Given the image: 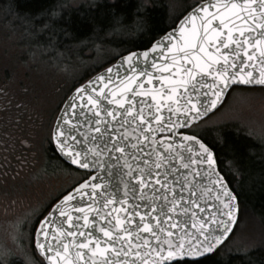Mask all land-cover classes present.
I'll list each match as a JSON object with an SVG mask.
<instances>
[{
  "label": "snow or ice",
  "instance_id": "snow-or-ice-1",
  "mask_svg": "<svg viewBox=\"0 0 264 264\" xmlns=\"http://www.w3.org/2000/svg\"><path fill=\"white\" fill-rule=\"evenodd\" d=\"M253 82L264 85V0H200L149 48L77 87L52 138L92 174L35 227L47 264H186L222 247L236 197L213 151L195 135L179 145L156 136L192 125L231 85ZM204 165L210 187L200 191Z\"/></svg>",
  "mask_w": 264,
  "mask_h": 264
},
{
  "label": "rangeland",
  "instance_id": "rangeland-1",
  "mask_svg": "<svg viewBox=\"0 0 264 264\" xmlns=\"http://www.w3.org/2000/svg\"><path fill=\"white\" fill-rule=\"evenodd\" d=\"M198 1L152 0L149 4L167 3L171 9L166 21L170 24ZM88 3L93 4L94 2ZM12 11L15 10L12 9ZM138 16L134 14L129 25L124 23L122 27L106 28L100 35L96 33L98 40L92 42L89 56L78 55L80 49L88 46L90 42V40L80 39L81 41L68 52L71 57H68L67 62L62 64L57 62L55 55H51L48 50H31L36 48V43L39 44L38 35L41 32L38 31L43 30L40 26L37 27L38 31H34L35 34L32 31L26 35L24 30H19L22 28L17 25L13 27L16 30L9 36L5 26L0 25V92L11 94L15 103L19 101L26 105L28 103L42 118L35 137L30 138L33 142V151H30L33 157H30L35 160L34 166H28L25 163L17 173L13 171L14 173L9 176L0 173L1 264H12L11 261L14 258L25 264H42L32 245L34 228L54 200L76 182V171H78L61 162H55L56 165L51 166L52 171L46 168V157L42 150L50 137L57 103L82 77L133 46L134 35L144 31L143 27L139 26L143 24L142 18ZM6 19L7 14L0 7V21L7 24L10 21ZM17 19L23 20L26 17L18 15ZM129 26L131 30H127ZM143 36L145 39L149 38V35ZM84 54H87V51ZM57 66L67 73L57 72ZM24 83H29V86L24 87ZM192 130L203 135L210 130H216V137H220L223 142L221 150L224 153L226 150L224 140L232 135L242 134L245 138L251 135L264 141V90L258 92L239 88L230 90L222 105L208 117L193 125ZM212 139L213 137L210 138ZM261 149L264 152V147L261 146ZM228 152L230 153V150ZM224 155L223 170L232 179L233 186L239 188L246 198L257 192V187L264 183L261 169L256 171L254 167L257 160L251 161L245 154V159L234 161V158ZM261 161L258 163L264 170V158ZM258 221V218L253 216L251 208L246 205L244 217H240L235 226L236 229L234 228L228 239L229 247L241 245L243 239L250 240L255 231L263 227Z\"/></svg>",
  "mask_w": 264,
  "mask_h": 264
},
{
  "label": "trees",
  "instance_id": "trees-1",
  "mask_svg": "<svg viewBox=\"0 0 264 264\" xmlns=\"http://www.w3.org/2000/svg\"><path fill=\"white\" fill-rule=\"evenodd\" d=\"M88 2L94 3L90 4ZM150 2H152V0H0V7L7 14L6 21H10L7 24L0 21V25L5 26L9 36L16 30L13 27L17 25L22 28L19 30H24L26 35H29L32 31L33 34H35L34 31H38L37 27L40 26L43 30L38 31L39 33L41 32L38 35L39 44L35 41L36 48H32L31 50H48L51 55H55L54 57L57 58V62L62 64L63 62H67L68 57H71V54L69 55L68 52L72 50V47L76 43L81 41L80 39L86 41L90 40V42L88 46L80 49L78 55L82 57L84 55L89 56L91 54L89 50L92 47V42L98 40V35L103 33L106 28L114 26L122 27L124 23L129 25L134 14L142 18L143 24L139 26L143 27L144 31L138 35H134L133 46L127 51L146 48L155 38L172 27L181 16L180 14L172 23L168 24L166 19H168L170 15V6L167 3L152 5V3L149 4ZM149 6L152 7L150 8ZM12 9L15 11H12ZM18 15L22 17L25 16L26 19L19 20L17 19ZM131 29L132 28L129 26L127 30ZM96 33L98 35H96ZM143 35H149V38L145 39ZM129 36L132 37V35ZM86 51L87 54H84ZM127 51H123L120 54ZM116 57L117 56L90 74L82 77V79L70 88L68 93L94 72L113 62ZM57 67V72L61 74L67 73L59 66ZM28 86L29 83H24V87ZM238 88L256 92L264 90V87ZM62 100L57 103V110ZM26 116L27 113L25 112L21 117L23 119V117ZM206 135L197 134V136L213 150L219 171L224 175L227 183L237 197L239 205L238 221L241 216L244 217L246 205H248L251 208L253 216L255 215L258 218L260 221H258L259 224L263 225V227L258 228L253 235L254 237L251 236L250 240L246 241L243 239V243L239 246L229 247V240H227L223 246L219 247L213 254L198 260H186V264H264V183L257 187V192L246 198L241 194L239 188L233 186L232 179L223 170L225 163L224 154H226L228 158H234V161L245 159L247 155L251 161L253 159L257 160L254 167L256 171L261 169V173L264 175V170L260 167V163H258L262 162L263 160L261 161V159L264 158V152L261 149V146L264 147V141L254 138L251 135H248V138L247 134L246 138L242 136V134L232 135L230 138L224 140V148L227 150V152L225 150L224 153L221 150V144L223 142L220 137H216V130H210ZM211 137H213L214 140H210ZM220 141L221 143H219ZM228 150H230V153ZM52 165L54 166L56 164L53 163ZM11 263L25 264V262L23 263L16 258H14Z\"/></svg>",
  "mask_w": 264,
  "mask_h": 264
},
{
  "label": "flooded vegetation",
  "instance_id": "flooded-vegetation-1",
  "mask_svg": "<svg viewBox=\"0 0 264 264\" xmlns=\"http://www.w3.org/2000/svg\"><path fill=\"white\" fill-rule=\"evenodd\" d=\"M32 108L28 103L27 105L21 101L15 103L11 94L0 92V173L3 175L9 176V174L14 173L13 171L17 173L25 163L28 166H34L35 160L30 155V151H33V142L30 138L35 137L37 128L42 123V118ZM25 112L27 116L22 119L21 116ZM42 152L46 157L48 171H52L51 166L55 162L65 163L55 152L50 137L43 145ZM76 173L75 183L82 181L89 175L85 171H76Z\"/></svg>",
  "mask_w": 264,
  "mask_h": 264
},
{
  "label": "water",
  "instance_id": "water-1",
  "mask_svg": "<svg viewBox=\"0 0 264 264\" xmlns=\"http://www.w3.org/2000/svg\"><path fill=\"white\" fill-rule=\"evenodd\" d=\"M199 2H200V1H199ZM199 2H198V3H199ZM195 5H196V4H195ZM195 5H194L193 7H195ZM190 10H191V8H190L189 10H187V11H186V12H185V13H184V14H183V15H182V16L176 21V23L174 24V26H172L171 28H169L168 30H166V31H165L163 34H161L160 36H163V35H165L166 33L170 32L173 28L178 27L179 24H180V20H182L183 17H184L185 15H187L188 12H189ZM160 36H159V37H160ZM159 37H157V38H159ZM154 40H155V39H154ZM150 46H151V43H150L146 48H149ZM146 48H143V49H134V50H131V51H141V52H142V51H144ZM128 52H129V51H128ZM128 52L119 55V56H118V57H117V58H116L111 64H109L108 66H106V67L102 68L101 70L97 71V72L94 73L92 76H90V77L87 78L85 81H83L81 84L77 85V86H76V87H75V88H74V89H73V90L67 95V97L64 99V101H65L69 96H71V95L73 94L74 90H75L77 87H79V86L82 85V84L87 83L89 80L94 79L98 74L104 72V70L107 69L108 67H111V66L116 65V64L118 63V61H119L124 55H127ZM125 67H126V66H125ZM114 76H115V73H113V77H114ZM154 84H155L156 87H159V82H158V81H155ZM146 86H147V85H146ZM234 86H243V87H262V86H264V85L256 84L255 82H253V83H251V84L236 83V84L231 85L229 88H227V89L224 90V92H223V94H222V97L219 99V101H218V103H217V106H216L215 108L211 109L206 115L200 117L199 120L194 121L193 124L198 123L199 121L203 120L204 118H206L207 116H209L211 113H213L215 110H217V109L221 106V104L223 103V101H224V99H225V97H226L228 91H229L232 87H234ZM149 99H150V98H149ZM64 101L62 102V104H61V106H60V108H59V110H58V112H57V114H56V116H55V119H54V121H53V124H52V128H51V141H52L53 147H54V149H55L57 155H58V156H59V157L65 162V163L69 164V165H70L71 167H73L74 169L82 170V171H86V170H83V169H79L78 166H76V165L71 164L70 160H69L68 158L64 157V156L60 153V151L58 150V147H57V143H56V141L53 140V138H52V130H53V127L56 125V122H57V119H56V118H57V116L60 114V109H61L62 107H64ZM164 116H165V118H166V122H167V117H168V112H167V110L164 111ZM171 119H172L173 121H175L176 123H178V124L181 123V121L176 120V117H175V116H172ZM193 124H192V125H193ZM190 126H191V125H188V126H184V125H182L181 128L176 129L175 132H172V131H164L163 129H161V130L157 133L156 139H157V141H159L161 136H163V137H165V138L171 136V137L173 138V140H175V142L177 143V145H179V143H180L181 140L183 139V136H184V135L192 136V134L185 133V132L182 131V130H184V129L189 128ZM197 138L200 139L199 137H197ZM149 139L151 140V137H149ZM200 140H201V139H200ZM201 141H202V140H201ZM202 142H203V141H202ZM209 148H210V147H209ZM210 150L213 151L211 148H210ZM145 151H148V149H145ZM213 153H214V152H213ZM214 160H215V165H214V167H215V172L219 175V178L221 179L222 183H223L224 185H226V186L229 188V191L232 193V195H234V196L236 197V195H235V193L233 192V190L229 187V185H228L226 179L224 178L223 174L219 171L218 166H217V162H216V159H215V155H214ZM112 163L115 164V161L113 160ZM200 171H201V176L204 177V179L201 180V181L199 182L200 185L202 186V187L200 188V191H205V190L207 189V187H210L209 180H208L207 166L204 165V166L200 169ZM91 174H92V173L90 172L89 175H91ZM85 179H86V178H85ZM215 179H216V177L213 176V177H212V180H215ZM81 182H82V181H81ZM79 183H80V182H79ZM79 183H77V184L74 185L73 187H76ZM73 187H72V188H73ZM72 188H70L68 191H71ZM121 191H122V188H121ZM213 191H215V189H213ZM66 193H67V192H66ZM66 193H65V194H66ZM65 194H63V195H65ZM63 195H62V196H63ZM62 196H61L59 199H61ZM59 199H58V200H59ZM202 202H208V198H207V197H204V201H202ZM210 202H212V203L214 204V207H222V205H219V202H217V201H215V200H212V201H210ZM54 203H56V201H55ZM54 203H53V204H54ZM232 203H233V206H234V208H235V215H236L237 220H238L239 205H238L237 197H236V199H235ZM50 208H51V207H50ZM50 208H49V210H50ZM49 210H48V211H49ZM48 211H47V212H48ZM47 212H46V214H45L44 216L47 215ZM44 216H43L41 219H43ZM224 219H227V218L224 217ZM236 222H237V221L232 222V228H233V229L235 228ZM81 223H82V221H81ZM36 227H39V221H38ZM220 231H222V229H221ZM232 233H233V231L230 233L229 237L232 235ZM229 237H226V238H225V241L223 242V244L228 240ZM36 238H37V234H36V231L34 230V234H33V246H34V249H35L37 255L40 256V258L42 259L43 263H44V264H47V261H46V259L44 258V256H42V255L40 254L39 250L36 249V247H35ZM41 239H43V238L41 237ZM218 248H219V247H218ZM215 251H216V250H215ZM215 251H214V252H215ZM211 254H213V253H211ZM211 254H204V255H202V256H200V257H187V258H185V260H191V261H193V260H198V259L204 258V257H206V256H209V255H211Z\"/></svg>",
  "mask_w": 264,
  "mask_h": 264
}]
</instances>
